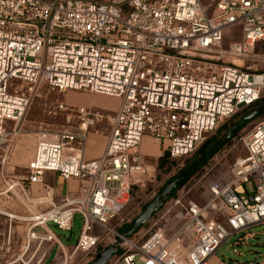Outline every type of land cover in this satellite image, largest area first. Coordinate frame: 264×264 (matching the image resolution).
<instances>
[{"label":"built area","instance_id":"built-area-1","mask_svg":"<svg viewBox=\"0 0 264 264\" xmlns=\"http://www.w3.org/2000/svg\"><path fill=\"white\" fill-rule=\"evenodd\" d=\"M235 23L240 39L222 48L223 30ZM45 86L119 102L113 112H68L57 102L52 113L74 122L40 126L26 173L5 178L0 194L28 209L0 212L24 224V246L34 255L43 243L57 244L65 264L76 251L109 245L105 264H211L223 241L243 233V242L254 236L249 227L264 223V120L240 135L230 179H212L203 204L171 198L135 239L111 222L131 188L150 178L144 137L154 158L188 156L224 119L264 96V0H215L212 15L201 0H0V148L12 134L5 121L17 123ZM99 123L104 146L87 159V132ZM47 171L79 180L80 189L59 201L33 197L30 186L46 187ZM172 211L179 223L169 231L162 220ZM76 213L82 226L67 256L50 224L70 231ZM48 253L41 250L37 264ZM250 264H264V254Z\"/></svg>","mask_w":264,"mask_h":264},{"label":"rangeland","instance_id":"rangeland-1","mask_svg":"<svg viewBox=\"0 0 264 264\" xmlns=\"http://www.w3.org/2000/svg\"><path fill=\"white\" fill-rule=\"evenodd\" d=\"M214 1L215 0H201V4L205 7L208 15H212L213 13ZM240 33L241 27L239 24L235 23L227 26L223 30V39L221 43L222 48H226L233 42L238 41L240 39ZM57 102L65 103L68 107V112H72L73 109L78 106L89 107L92 110H99L101 112H113L118 106L119 98L104 94L90 93L83 90L58 92L44 87L41 93L34 96L29 108L17 123L9 120L5 121V128L12 133L9 137L10 140L6 145L9 144L10 147H14L15 149V152L11 155V158H9V164H7L8 168L4 171L5 176L9 174L19 175L26 173V165L31 155L32 139L34 137V133L40 126L50 125L54 127H61L67 125V123L74 122L73 118H71V121L68 122L66 120V113L64 112L56 111L55 114L52 113ZM244 111V107L240 108L237 115H241ZM261 120H264V114L243 126L238 135L244 134L254 123ZM105 136L106 130L104 123H99L89 128L87 132L86 151L87 153L95 152V157L88 156V158H96L100 154L105 142ZM143 148L149 153V155L145 156L144 163L148 167V174L150 175V178L145 181L143 185L133 186L131 188L123 209L118 217L111 221L112 224L119 223L121 225L122 223L130 221L133 217H135L140 212L141 205L152 199V197L157 193L159 187L164 185V181L168 177L174 175L178 169L182 168L190 161V157L174 158L176 163H174L170 169L166 170L163 168L162 170H159L157 168V162L155 161L156 159L150 155L152 151V142L143 144ZM231 162L232 159L229 155L215 156L212 161L213 167L209 171L204 172L199 176H192L187 180L186 186L192 187L188 196L197 203L203 204L207 199L206 186L212 179H219L223 182H227L230 179L229 166ZM11 163H17V165L13 166ZM80 185L81 183L79 180L70 179L62 184L60 192H77L80 189ZM187 187L184 189L180 187V189L177 190V194L180 196L182 195L184 199H186L185 191ZM169 200L170 199H167L163 203L158 212H160L164 206L169 204ZM174 214L175 213L172 211L162 220V224L169 230L170 228H173ZM216 219L221 220L223 224L228 227L224 222V219L220 217H216ZM148 225L149 223L141 227L142 231H145ZM81 226L82 217L78 213L74 215L70 231L61 230L50 224V228L54 234L63 243L67 244V256L74 250V245ZM138 230H140V228ZM138 230L134 231L130 235H127V237L135 239ZM247 231L252 233L254 236L243 242H238L239 237L242 236L243 233H235L230 238L223 241L215 252L217 261L222 260L224 264H250L256 258H260V255L264 254V223L253 225L249 227ZM49 244L50 243H43L40 247V251L35 252L32 264H37L41 255V250H47V252L49 251ZM95 254L96 253L93 252L84 253L76 251L71 258H68L65 264H86L95 257ZM62 259L63 252L59 250L57 244H55L50 249L43 262H40L39 264H60ZM137 264L140 263L137 262Z\"/></svg>","mask_w":264,"mask_h":264},{"label":"crops","instance_id":"crops-1","mask_svg":"<svg viewBox=\"0 0 264 264\" xmlns=\"http://www.w3.org/2000/svg\"><path fill=\"white\" fill-rule=\"evenodd\" d=\"M150 142L151 140L148 137H145L143 139L142 148L143 144ZM14 152V147H10L9 144L0 148V191L4 188V181L8 176H5L4 171L7 170L9 158H11V155H13ZM84 156L85 158L90 159L93 156L95 157V152L87 153L86 151ZM88 156L92 157L88 158ZM2 158H5V160L2 161ZM11 164L13 166L17 165V163ZM44 178L46 187H42L38 184H33L30 186L29 193L33 197L51 198L55 201H59L64 194L70 192H60L62 189V184L66 181H63L56 173L47 171ZM27 209V206L20 199L15 197L10 200H6L5 197L0 194V210L14 214H24ZM178 223L179 220L173 218V227ZM24 242V224L22 222L19 223L14 219H8L5 213L0 212V264H32L34 257V247L29 246L28 248H25ZM53 246V244H49V251ZM210 263L224 264L222 260L217 261L215 255L211 256Z\"/></svg>","mask_w":264,"mask_h":264},{"label":"trees","instance_id":"trees-1","mask_svg":"<svg viewBox=\"0 0 264 264\" xmlns=\"http://www.w3.org/2000/svg\"><path fill=\"white\" fill-rule=\"evenodd\" d=\"M45 88L50 89L46 86H45ZM51 90H53V89H51ZM259 106H262V110L256 116H254L251 119H247V120H241L240 119L244 114L248 113L250 110H252L256 107H259ZM244 109H245V111L241 115H239V116L237 115L238 114V110H237L233 115L224 119L216 127V129L214 131H212L211 133H209L205 137L204 141L195 149V151L192 154L185 156V157H190V161L187 164H185L182 168L178 169L174 175L168 177L163 183V184H165L166 182L170 181L178 173H180L182 171L185 172L183 175V185L178 186V182H177V185L171 190L167 199H171L173 197H176L178 195L177 190L180 189V187L183 189L186 188L187 187L186 186L187 180L189 178H191L192 176L202 175L204 172L209 171L213 167L212 161H213V158L217 154L223 155V153H225L223 156L229 155L231 157V159L233 160V158L237 154L242 152L239 148V145H238V140L240 137V135H238V133L241 130V128L243 126H245L248 122H250V121H252V120L256 119L257 117L264 114V96H262L258 101L244 107ZM234 123L238 124L236 131L233 132L229 138H227L226 140L217 144L216 143L217 139ZM155 161L157 162L156 164H157V168L159 170H162L163 168L168 170L174 165V163H176L174 158L170 157L167 153H164L163 155L157 157ZM161 187H162V185L159 187L158 191L160 190ZM191 190H192V187L188 186L186 191H185V197L186 198H190L188 195L191 192ZM149 201H147L141 205V207H140L141 210ZM159 209L157 211H155L151 217H153L155 214H157ZM130 221H126L120 225L119 231L122 234L127 230ZM147 223H148V221L145 222L143 225L138 226L136 228V230L143 227L144 225H147ZM104 248H105V246H102V245L98 246L96 253L101 251Z\"/></svg>","mask_w":264,"mask_h":264},{"label":"water","instance_id":"water-1","mask_svg":"<svg viewBox=\"0 0 264 264\" xmlns=\"http://www.w3.org/2000/svg\"><path fill=\"white\" fill-rule=\"evenodd\" d=\"M262 110V106L256 107L250 110L248 113L244 114L240 119L247 120L256 116ZM238 124L234 123L231 125L216 141L217 144L226 140L230 137V135L236 131ZM184 171L178 173L175 177H173L170 181L166 182L161 189L152 197V199L142 208V210L129 222L127 230L123 233V235L127 236L132 234L136 228L140 225H143L147 222L152 214L157 211L163 203L167 200L171 190L177 185H183V175ZM113 254V249L111 246H106L101 251L95 254V257L87 262L86 264H105L108 259L111 258Z\"/></svg>","mask_w":264,"mask_h":264},{"label":"bare ground","instance_id":"bare-ground-1","mask_svg":"<svg viewBox=\"0 0 264 264\" xmlns=\"http://www.w3.org/2000/svg\"><path fill=\"white\" fill-rule=\"evenodd\" d=\"M62 263H63V260H62V262L60 264H62Z\"/></svg>","mask_w":264,"mask_h":264}]
</instances>
